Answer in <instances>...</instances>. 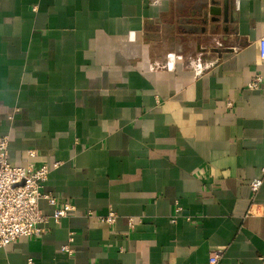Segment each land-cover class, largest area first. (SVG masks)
<instances>
[{
  "label": "crops",
  "instance_id": "crops-1",
  "mask_svg": "<svg viewBox=\"0 0 264 264\" xmlns=\"http://www.w3.org/2000/svg\"><path fill=\"white\" fill-rule=\"evenodd\" d=\"M208 1L0 0V139L76 209L0 264H264V0Z\"/></svg>",
  "mask_w": 264,
  "mask_h": 264
},
{
  "label": "built area",
  "instance_id": "built-area-1",
  "mask_svg": "<svg viewBox=\"0 0 264 264\" xmlns=\"http://www.w3.org/2000/svg\"><path fill=\"white\" fill-rule=\"evenodd\" d=\"M260 58L264 61V37L259 41ZM263 79L255 76L248 88L252 91L261 90ZM9 137L0 139V249H5L21 238L39 237L47 229L51 221L59 224L62 219L75 212V207L67 203H60L52 194L44 192V185L48 181L49 168L14 167L10 165L8 158ZM34 151H29L31 158L35 157ZM263 185V180H255L251 183V190L257 193ZM45 201L53 208V214H43L40 203ZM179 210V209H178ZM94 217L93 213H89ZM102 223L113 224L116 215L110 213L107 217L100 218ZM72 241V239L70 240ZM62 251L72 254L69 247ZM218 256L211 257L210 264H216Z\"/></svg>",
  "mask_w": 264,
  "mask_h": 264
},
{
  "label": "water",
  "instance_id": "water-1",
  "mask_svg": "<svg viewBox=\"0 0 264 264\" xmlns=\"http://www.w3.org/2000/svg\"><path fill=\"white\" fill-rule=\"evenodd\" d=\"M230 0H209L205 4L206 17H211L212 23H219L222 19L226 21L227 12L229 10ZM208 18L204 21V24H208Z\"/></svg>",
  "mask_w": 264,
  "mask_h": 264
}]
</instances>
